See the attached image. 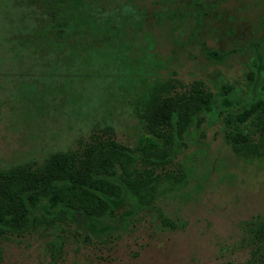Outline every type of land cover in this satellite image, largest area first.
Instances as JSON below:
<instances>
[{
  "label": "rangeland",
  "instance_id": "obj_1",
  "mask_svg": "<svg viewBox=\"0 0 264 264\" xmlns=\"http://www.w3.org/2000/svg\"><path fill=\"white\" fill-rule=\"evenodd\" d=\"M98 1L133 11L123 37L144 56L149 78H175L173 92L199 79L221 113L187 132L174 161L145 167L154 176L185 175L153 201L176 228L123 192L110 215L70 213L57 228L0 237V264H264L237 247L243 221L264 217V158L236 156L223 123L226 112L264 99V0ZM36 14V6L0 0V165L54 150L79 160L105 139L135 144L142 124L114 76L65 88L55 56L32 51Z\"/></svg>",
  "mask_w": 264,
  "mask_h": 264
},
{
  "label": "trees",
  "instance_id": "obj_2",
  "mask_svg": "<svg viewBox=\"0 0 264 264\" xmlns=\"http://www.w3.org/2000/svg\"><path fill=\"white\" fill-rule=\"evenodd\" d=\"M14 1L36 6L32 51L55 56L53 68L61 69L62 86L91 85L114 76L117 94L123 95L144 132L132 146L113 139L98 141L85 148L79 160L54 150L39 161L0 165V237L57 228L71 219L70 213L110 215L123 192L137 209H154L162 226L176 228L153 201L157 194L179 186L185 175L159 177L145 167L174 161L187 132L200 130L207 118L221 113L214 109L216 95L199 79L173 92L175 78H149L144 56L134 51V41L123 37L127 17L134 16L129 6L106 10L98 0ZM260 89L264 93V79ZM223 123L236 156L247 161L264 158V99L226 112ZM237 247L249 248L252 259H264V217L243 221Z\"/></svg>",
  "mask_w": 264,
  "mask_h": 264
}]
</instances>
